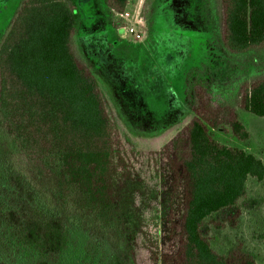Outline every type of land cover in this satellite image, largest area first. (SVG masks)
Wrapping results in <instances>:
<instances>
[{
	"label": "trees",
	"instance_id": "16d2710c",
	"mask_svg": "<svg viewBox=\"0 0 264 264\" xmlns=\"http://www.w3.org/2000/svg\"><path fill=\"white\" fill-rule=\"evenodd\" d=\"M94 1L0 0V264H257L240 242L218 253L204 228L216 213L235 224L248 178H264L260 158L214 137H250L237 107L264 116V0H188L206 56L185 73L193 117L160 150L134 146L102 81L140 112L125 93L156 92L173 46L191 45L159 33L155 53L121 58L116 37L89 58L79 31L128 3ZM152 8L178 23L175 0Z\"/></svg>",
	"mask_w": 264,
	"mask_h": 264
},
{
	"label": "rangeland",
	"instance_id": "374dc122",
	"mask_svg": "<svg viewBox=\"0 0 264 264\" xmlns=\"http://www.w3.org/2000/svg\"><path fill=\"white\" fill-rule=\"evenodd\" d=\"M17 1L14 0V4ZM77 1L83 6L92 0ZM93 2L95 3L94 0ZM175 3L177 24H173L174 20L171 23L164 19L163 15L157 11L153 13L152 0H128L126 9L132 13L130 22L136 24L137 29L141 32L140 38H134L129 34L123 36L122 31L119 33V26L122 28L126 22L122 20L118 12L108 15L104 19L101 16V22L96 25L97 30L93 29L94 27H86L89 29L86 35L82 28L76 37L79 49L89 58L96 54L97 48L101 53L104 52L108 43L112 39L116 40V37L121 39L123 45L115 52L121 58H131L134 53L132 47L138 46L139 43L146 47L145 50L148 54L155 53L159 47L161 48L159 33L167 34L169 37L176 35L185 38L191 45L189 48L180 45L173 46V56H166L165 62L168 68L157 79L156 92L149 93V97L139 95V98L135 95L138 93H134L133 90L131 93H125L126 96L128 95L134 100L133 105L140 112L138 110L136 112L126 111L113 86L102 81V88L112 108L117 113L134 146L139 150H160L193 117L192 112L181 102L184 96L185 73L191 65L198 64L205 59L207 34L204 28H202L203 31H195L196 25L188 13V0H175ZM100 10L102 11L101 7L99 10L96 9V11ZM92 19L93 17H85L87 26L93 23H90ZM118 20L120 25L116 22ZM115 22L116 26L114 27L113 23ZM153 22H155V27L166 26L167 30L158 32V30L152 29ZM165 50L161 49L160 53L162 54ZM163 58L161 56L159 60ZM124 89L126 90V88ZM167 93V99L163 101V105L162 103L158 106L154 104L151 112H142L153 98L159 99L160 96ZM237 110L240 119L250 132V137L245 141H239L230 134L219 130L214 131V137L221 143L244 148L264 162V116L255 115L243 107H237ZM246 187V195L236 209L238 214L236 223L232 224L225 219L222 213H216L207 218L204 230L212 247L218 253H227L237 242H240L243 249L255 258L257 264H264V178L259 180L249 177ZM216 220L222 224H217L219 221Z\"/></svg>",
	"mask_w": 264,
	"mask_h": 264
},
{
	"label": "built area",
	"instance_id": "2783aa9c",
	"mask_svg": "<svg viewBox=\"0 0 264 264\" xmlns=\"http://www.w3.org/2000/svg\"><path fill=\"white\" fill-rule=\"evenodd\" d=\"M120 17L123 21L126 23L122 27L123 36L124 35H132L134 38H140L141 32L137 29L136 24L133 22H130V19L132 18V13L130 10L126 9L123 12L119 13Z\"/></svg>",
	"mask_w": 264,
	"mask_h": 264
}]
</instances>
